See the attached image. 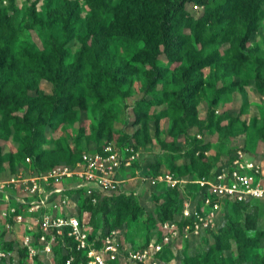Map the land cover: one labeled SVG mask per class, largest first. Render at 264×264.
Wrapping results in <instances>:
<instances>
[{
	"label": "rangeland",
	"instance_id": "rangeland-1",
	"mask_svg": "<svg viewBox=\"0 0 264 264\" xmlns=\"http://www.w3.org/2000/svg\"><path fill=\"white\" fill-rule=\"evenodd\" d=\"M36 1L13 0L11 4V0H0L13 33L12 38L0 33V83L7 82V95L19 99L16 109H0V180L9 181L28 169L24 157L33 145L38 147L31 150V155L34 159L40 156L39 164L48 168L76 161L81 153L94 152L107 143H132L140 152V162L134 170L124 172L123 177L128 180V190L142 199L150 219L155 220L151 176L192 174L198 163L183 155L193 150L197 141L210 146L204 152L210 163L223 159L229 151L247 150L249 158L261 165L264 178V92L255 85H244L245 81L255 79L264 83V5L260 27L245 48L234 41L224 45L221 38L228 31L231 38L241 39L253 19L246 13L228 23H208L198 37L191 35L185 41L183 62L175 63L164 61L163 46L157 39H143L136 25L138 19H161L162 10L148 0H112L115 10L111 14L107 9H92L88 0H38L35 4ZM187 10L193 21L205 11L196 5H189ZM223 10L224 5L220 4L214 11ZM97 41L104 43V50L100 55L92 51L89 64L81 70L77 54L85 44L93 49ZM54 46L66 50L68 57L63 65L47 67L44 62ZM6 49L10 54L5 56ZM216 51L219 61L201 63ZM195 63H199L197 69L192 66ZM158 68L165 79L155 86L152 95L157 98L164 90H181L185 74L191 81H202L203 86L192 102L195 112L185 121L168 103L152 106L146 119L140 112H133L144 98L148 76ZM62 82H77L76 93L72 100L60 102L54 110L53 100L43 96L52 95L56 83ZM233 82H239L234 91L223 95L211 108L216 90ZM96 83L99 93L93 91ZM26 85L31 86V94L38 90L31 101L23 96ZM57 92L60 99L66 97ZM79 94L84 97V108L77 103ZM68 195L72 201L70 211L82 217L87 213L90 218L83 191L77 189ZM6 206L0 191V264H33L20 257V231L12 219L4 218ZM258 206L257 229L264 231V202ZM230 218L240 221L242 215ZM93 222L100 225L101 216L95 214ZM120 229L122 243L129 249H138L159 227L142 216L126 220ZM11 242L12 247L8 245ZM205 245L198 241L187 254L201 256ZM231 246L236 249L234 242ZM180 253L177 251L171 264L182 263ZM258 253L264 256V240ZM62 255L64 251L58 247L54 257L44 259L43 263L59 264Z\"/></svg>",
	"mask_w": 264,
	"mask_h": 264
},
{
	"label": "built area",
	"instance_id": "built-area-1",
	"mask_svg": "<svg viewBox=\"0 0 264 264\" xmlns=\"http://www.w3.org/2000/svg\"><path fill=\"white\" fill-rule=\"evenodd\" d=\"M139 160L135 147L107 143L101 151L83 153L75 165L58 164L43 172L35 170L27 157V170L9 181L0 180L7 203L3 216L19 228L18 247L27 259L33 264L38 256L50 259L59 247L67 256L64 264H75V256L70 254L74 249L85 256V264H167L161 258L166 250L176 255L186 243L194 245L207 232L219 231L229 205L264 202L261 165L244 149H235L209 175L191 179L166 173L150 179L151 186L177 190L185 200L181 215L163 223L144 247L129 249L121 241V230L103 236L99 231L93 236L89 215L81 219L70 211L68 193L82 190L84 200L93 205L98 204L100 194L128 193L123 174ZM190 186L196 188L193 195L188 191Z\"/></svg>",
	"mask_w": 264,
	"mask_h": 264
},
{
	"label": "trees",
	"instance_id": "trees-1",
	"mask_svg": "<svg viewBox=\"0 0 264 264\" xmlns=\"http://www.w3.org/2000/svg\"><path fill=\"white\" fill-rule=\"evenodd\" d=\"M149 2L156 4V6L162 10V16L160 20L145 21L138 19L136 22L137 27L141 32L143 39L153 40L157 39L159 43L163 46L164 50L161 56L164 57V61L181 63L183 62V47L185 41L191 39V35L198 37L200 31L208 23L212 25H218L223 23H228L235 21L239 16L246 13L249 16H253V19L248 22V28L241 39L231 38V32H226L221 38L224 45H229L233 41L240 45L241 47H246L249 44L253 34H255L261 24L263 15L260 13L263 11L262 7L264 5V0H148ZM39 1L37 0L35 4ZM89 6L95 9L97 12L107 11L111 14L114 12V7H112V0H88ZM13 4V0H11ZM224 5V10L221 13H216L214 10L219 8V5ZM189 5L201 6L205 9L201 17L196 21L192 20V16L188 13L187 7ZM102 13V12H101ZM125 15H130L128 12H124ZM102 20V17L101 19ZM9 17L3 9L0 8V33L4 37H13L11 28L8 26ZM190 30V34L187 31ZM232 35V34H231ZM101 38V37H100ZM211 42L215 43L214 39ZM104 43H95V47L92 49L86 44L77 54L76 62L81 70H84L86 65L89 64L90 56L92 51L100 55L104 50ZM10 52L8 49L4 51V55H8ZM68 57V53L61 47L54 46L52 48V54L44 62L47 67H56L63 65ZM236 57L240 58L237 53ZM220 55L218 51L214 52L210 57L202 59L201 63L204 62L205 65H210L219 61ZM1 62V61H0ZM2 63V62H1ZM43 63V64H44ZM195 63L192 66L197 69ZM79 72V71H77ZM184 87L177 92H169L164 90L161 94V98L155 97L153 92L155 91V86L161 83L165 79V74L162 69H156L150 73L148 79L144 85V98L138 101L137 106L134 107L133 112H140L143 119L148 117L149 109L152 106H161L164 103L170 104L169 106L173 108L174 111L180 112L182 120H186L191 117L195 112V106L193 105V100L195 93L203 86L202 81H191L187 78L185 74L183 76ZM239 84V82H233L230 86L223 87L216 90V95L211 102V108H213L220 100L223 95L231 94L234 88ZM7 82L0 83V109H16L19 105V99L17 97H11L5 92V87ZM245 86L255 85L262 92H264V83L258 80H247L244 83ZM77 82L66 84L56 83V88L54 93L50 96H43L44 99L53 100V108L57 110L59 104L62 101L68 103L74 97L76 93ZM30 85L24 86L23 96L26 100H32L33 94H37L38 90L35 89L33 93H29ZM57 91L62 94H66L63 99L59 98ZM93 91L99 93V83L93 85ZM77 103L81 108H84V97L82 94L77 96ZM126 145H131L138 149L135 145L128 143H118L117 146L124 147ZM104 145L100 146L95 151H101ZM38 147V146H37ZM33 145L30 149H27V155L24 157V162L27 157L32 159V166L38 172L47 171L57 165H53L48 168H44L39 164L38 159H34L31 155V150L37 148ZM209 145H202L199 141L196 142L195 147L190 152L183 155L185 158H193L197 161L198 167L193 171L192 174H180L171 172L176 177L179 178H191L196 179L206 175H209L212 170L221 162L222 159L210 163L205 157L204 152L209 151ZM247 151V150H245ZM233 151H229L225 156L230 155ZM248 152V151H247ZM82 154L79 155L78 159L73 162H68L69 165H75L81 161ZM140 160L136 162L131 170H134L136 165L139 164ZM155 178V175L151 176ZM153 187V186H152ZM196 190L194 186H190L188 191L193 195ZM154 200L155 208V220L150 219V213L147 211L142 199L136 198V196L131 193L118 192L113 195L100 194L98 204L93 205L92 202L87 199L88 209L90 212L89 222L92 226V235L95 236L101 231V236L105 235L107 232L112 230H121L122 224L126 220H136L142 216H146L147 220L151 221V225L160 227L163 223L177 219L183 210V204L185 197L177 190H167L162 187H154V191L151 193ZM262 202H254L253 205L247 206L243 204H232L226 209V222L224 226L217 232H207L205 236L200 238L199 241H203L206 245L203 249L202 255L197 254L188 255L189 248L191 245L189 242L185 244L184 248L180 251L182 257L181 264H264V256L258 253L260 242L264 240V231L257 229V222L259 218V204ZM93 205V206H92ZM95 214L101 216V224L97 225L92 223V217ZM234 214L242 215L240 221H235L231 216ZM82 219V216H80ZM154 230V229H153ZM155 236V232L149 234L145 244L140 248L147 245L151 239ZM210 240H213L210 243ZM14 242V241H12ZM11 243L8 245L10 247ZM198 242V241H197ZM196 242V243H197ZM236 244V249H233L231 243ZM19 248V247H18ZM20 249V257L27 260V255L24 250ZM57 248H55L56 250ZM70 254L75 256V264H85V256L78 253L76 249L72 250ZM55 255V252H54ZM236 255V256H235ZM167 264H171L175 261V255L172 250H166L161 256ZM67 256L64 254L60 258L59 264H64ZM43 257H36L34 264H44ZM24 264V263H23Z\"/></svg>",
	"mask_w": 264,
	"mask_h": 264
}]
</instances>
